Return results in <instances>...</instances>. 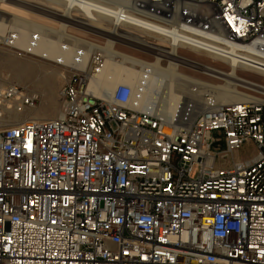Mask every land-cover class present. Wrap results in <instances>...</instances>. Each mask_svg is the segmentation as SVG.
Instances as JSON below:
<instances>
[{
	"label": "built area",
	"instance_id": "2783aa9c",
	"mask_svg": "<svg viewBox=\"0 0 264 264\" xmlns=\"http://www.w3.org/2000/svg\"><path fill=\"white\" fill-rule=\"evenodd\" d=\"M53 1L75 19L110 20L107 41L131 51L110 58L141 84L99 96L91 84L106 54L77 47L59 114L0 129V264H264V100L206 96L190 123V105L164 121L134 100L156 61L149 35L173 32L177 47L229 61L233 50L264 73V0ZM18 36L5 27L0 48L20 49ZM38 98L0 87V123ZM244 144L254 154L235 159Z\"/></svg>",
	"mask_w": 264,
	"mask_h": 264
},
{
	"label": "bare ground",
	"instance_id": "6f19581e",
	"mask_svg": "<svg viewBox=\"0 0 264 264\" xmlns=\"http://www.w3.org/2000/svg\"><path fill=\"white\" fill-rule=\"evenodd\" d=\"M0 5H3V12L0 11V32H2L5 27H16L19 31L16 46L31 52L36 57L66 66L77 51V47L86 50L92 48L103 50L107 59L103 63L98 79L91 84L92 90L96 91L99 96H105L118 83L128 85L136 84L137 86L141 84L140 77L136 70L125 67L122 63L115 62L110 58L111 56L117 55L120 56L122 60H129L128 54L131 52L129 47L125 44L119 46L115 44L114 40L107 41L110 37L109 34L117 31V28L113 26L110 20L106 18H96L95 23H90L86 19H75L68 16V8L70 5L53 0H0ZM80 8L88 18H94L88 6L80 5ZM64 9L65 13L62 15H64L65 19L61 17L62 12H59ZM23 15L30 17V19L32 17L33 20H27ZM58 20L61 22L58 24V27L55 28V25L52 24H56ZM41 21L47 22V26L41 25ZM136 22L138 23V21ZM81 27L89 28L92 32V34H90L91 37H95L94 39L96 40H88L67 35V29L77 30ZM148 28L154 32L164 33L159 26L151 25ZM168 37V47L154 44L153 49L157 51L156 61H152L148 65L150 74L142 80L143 87L140 88L141 91L137 92L134 96V100L137 102L140 109H149L154 116L164 121H169L175 113L176 115H180L182 110L190 105L192 107V114L187 119L190 123L193 116L204 109L203 100L199 94V91H201L200 89L205 90L207 94L211 93V97L214 101L223 105L241 102L247 99H256L240 91L236 92V86H252L256 90L264 92V86L256 84L249 79L244 80L238 76L237 69L243 72H255L264 77V73L249 69L241 63V60L233 58L239 57L240 54L231 50L232 53H229L231 57L226 55L232 59L231 61L219 56L213 57L214 59H218L222 64L228 66L230 71L228 70L229 72L225 73L221 69L196 62L193 59L180 55L178 49L187 47H177L178 36L174 35L173 32L169 34ZM61 38H66L69 43L61 44ZM156 39L159 40V38ZM98 41H102L103 43H99ZM107 42H109V44ZM190 49L196 53L199 51L194 48ZM211 50L213 51V49ZM222 55L224 56V54ZM160 57L169 59L165 68L159 66L158 61ZM180 66L187 67L196 73L221 79L224 81V84L222 86H214L185 74H181L178 71V67ZM20 67L23 69L17 68V72L15 73L16 79H19L22 70L30 69V67L27 68L26 66ZM54 79H56V77L53 74L47 75L45 83L49 85V82ZM100 90L103 91V93L100 94Z\"/></svg>",
	"mask_w": 264,
	"mask_h": 264
},
{
	"label": "rangeland",
	"instance_id": "374dc122",
	"mask_svg": "<svg viewBox=\"0 0 264 264\" xmlns=\"http://www.w3.org/2000/svg\"><path fill=\"white\" fill-rule=\"evenodd\" d=\"M0 11L3 12V5H0ZM59 13V12H58ZM27 20H33V18L23 15ZM10 17V15H9ZM63 19L64 15L61 14ZM44 22V23H43ZM41 21V25L48 24L45 21ZM56 22V21H55ZM61 21L58 20L54 27L57 28L58 24ZM50 23V22H49ZM70 23V21H69ZM50 25V24H49ZM0 32V34H2ZM92 32L87 27H81L79 29H67V35L74 37H81L88 40H96L91 37ZM93 36V35H92ZM152 36V35H149ZM157 36H152L150 39L156 43L158 46L168 47V41ZM66 38H61L60 43L64 44ZM96 42V41H95ZM100 42V41H98ZM167 42V43H166ZM26 43V42H25ZM101 43V42H100ZM79 48V47H78ZM179 54L190 59L195 60L196 62H201L209 66L221 69L225 73H228L230 70L227 65L222 64L218 59H214L213 55L198 51V53L192 51L190 48L178 49ZM120 51V50H119ZM155 61V60H153ZM169 59H165L163 62L159 63L161 68H165L168 64ZM29 64V65H28ZM20 66L30 67L28 70H22L21 76L19 79L15 78V73L17 68L23 69ZM229 70V71H228ZM178 71L181 74L190 76L196 80H201L207 84L214 86H222L224 81L221 79L209 77L204 74L196 73L188 69L187 67H178ZM53 74L56 79L49 82V85L46 84L47 75ZM237 74L240 78L244 80H251L252 82L264 86V77L260 74L243 72L237 69ZM14 76V77H13ZM67 79V72L64 65L53 63L46 59L36 57L35 55L25 53L20 51V49H3L0 48V87L16 85L18 86L22 94H29L31 92L38 95V102L32 106H24L17 103L15 107L11 106L10 109L6 110L3 113V123H0V129H4L9 125L18 123L19 121L29 118V119H47L53 118L57 115L60 110V98L59 91ZM248 80V81H249ZM194 88V87H190ZM199 94L202 99L206 96H212L211 93L207 94L205 90L200 89ZM236 92L240 91L249 96H252L258 100H264V92L258 91L252 86H241L235 87ZM197 114V113H196ZM193 116V118L196 116ZM3 125V126H2ZM254 149L250 144H244L233 156L235 159H244L252 156L254 154Z\"/></svg>",
	"mask_w": 264,
	"mask_h": 264
},
{
	"label": "crops",
	"instance_id": "0c3cea01",
	"mask_svg": "<svg viewBox=\"0 0 264 264\" xmlns=\"http://www.w3.org/2000/svg\"><path fill=\"white\" fill-rule=\"evenodd\" d=\"M52 118V117H51Z\"/></svg>",
	"mask_w": 264,
	"mask_h": 264
}]
</instances>
